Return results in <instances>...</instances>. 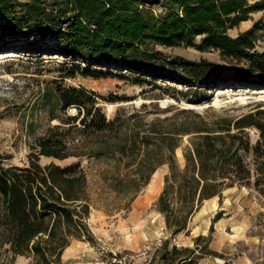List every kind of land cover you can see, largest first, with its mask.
Instances as JSON below:
<instances>
[{
  "label": "trees",
  "instance_id": "trees-1",
  "mask_svg": "<svg viewBox=\"0 0 264 264\" xmlns=\"http://www.w3.org/2000/svg\"><path fill=\"white\" fill-rule=\"evenodd\" d=\"M158 2L166 11L153 10L150 4ZM259 9L264 10V0H0V30L2 39L32 31L55 37L70 59L128 69L137 74V84L148 82L144 77L208 83L207 69L214 66L205 60L170 58L149 48L150 42L217 49L238 64L245 61L229 79L249 83L257 71L264 87V51L255 50L264 19L236 37L228 33ZM197 36L202 37L199 44ZM76 69L93 75L92 70ZM75 71L72 68L68 75ZM60 99L63 109L78 105V113L63 118L38 139L28 164L0 165V254H7L1 264H11L18 255L32 257L33 264H63L71 240L90 236L87 219L94 198L82 158L107 161L103 176L114 180L109 185L135 193L168 163L170 172L157 208L174 234L187 228L204 200L221 196L226 186H254L264 196L262 109L209 120L201 112L171 105L166 111L173 113L146 122L139 111L126 115L122 108L109 118L95 98L77 87L61 88ZM248 127L260 131L256 143ZM185 136L189 144L181 169L176 150ZM41 155L79 160L42 164ZM173 252L180 253L176 246ZM194 257L188 250L177 264H196Z\"/></svg>",
  "mask_w": 264,
  "mask_h": 264
},
{
  "label": "rangeland",
  "instance_id": "rangeland-1",
  "mask_svg": "<svg viewBox=\"0 0 264 264\" xmlns=\"http://www.w3.org/2000/svg\"><path fill=\"white\" fill-rule=\"evenodd\" d=\"M150 6L156 13L166 11L163 2ZM263 19L264 10H253L247 20L229 29L228 33L236 37ZM260 32L255 50L263 52L264 31ZM2 38L0 30V165L4 167L28 164L31 153L36 152L38 139L63 118L78 113V105L63 109L60 90L64 87L85 90L109 118L122 108L123 114L139 111L144 120L150 122L173 113L174 110L166 111L171 105L201 112L209 120L220 116L235 118L257 109L264 110V97L256 93L263 87L258 83L262 79L260 72L252 73L249 83L229 79L240 65L245 66V61L238 64L236 58H225L217 49L201 50L186 44L164 46L150 42L149 48L170 58L182 56L198 62L205 60L214 66L207 69L208 83L189 85L144 77L148 82L137 84L134 82L137 74L128 69L70 59L63 54L55 37L32 31L24 37L8 35ZM201 38L197 36L195 43L199 44ZM78 66L82 70H92L93 75H83L76 69ZM72 68L76 71L74 76H69ZM218 89L224 90L219 93ZM241 94L248 100L229 101L230 96L235 98ZM216 96L222 104H214ZM163 100H167L165 105ZM109 104H113L111 110ZM77 123L80 126V119ZM246 129L250 136V130H255L260 137L257 127ZM188 136L176 150L181 169L186 164L183 153L189 144ZM259 137L251 136L252 143ZM78 160L76 157L65 160L40 157L42 164L56 161L66 165ZM81 162L88 172L94 198L87 219L91 233L88 238L71 240L63 252V264H97L99 259L114 253L123 255L144 250L154 254L152 264H177L188 250L194 252L196 264H264V196L254 186L239 183L226 186L221 196L204 200L199 210L191 215L187 228L174 234L157 208L166 175L170 172L168 163L161 165L149 184L135 193L109 185L114 180L107 181L103 176V171L109 168L107 161L94 159L89 162L82 158ZM165 241L167 244L163 246ZM174 246L180 253L173 252ZM6 255L0 254V264ZM11 264H33V259L18 255Z\"/></svg>",
  "mask_w": 264,
  "mask_h": 264
},
{
  "label": "built area",
  "instance_id": "built-area-1",
  "mask_svg": "<svg viewBox=\"0 0 264 264\" xmlns=\"http://www.w3.org/2000/svg\"><path fill=\"white\" fill-rule=\"evenodd\" d=\"M250 133L255 139L259 137L255 130H250ZM174 241L177 242V238L174 237ZM153 260L154 254L149 250H144L135 253H126L123 255L114 253L106 259H99L97 264H152Z\"/></svg>",
  "mask_w": 264,
  "mask_h": 264
},
{
  "label": "bare ground",
  "instance_id": "bare-ground-1",
  "mask_svg": "<svg viewBox=\"0 0 264 264\" xmlns=\"http://www.w3.org/2000/svg\"><path fill=\"white\" fill-rule=\"evenodd\" d=\"M223 90H224V89H218L217 91H219V93H221V92H223ZM256 93H258V94H260V96H263V97H264V89H263V88L257 90ZM230 97H231L232 99L229 100V101L240 100V101H242V102H245L246 100H248V97H247L246 95H244V94H241L240 96L235 97V98H233L234 96H233V97L230 96ZM166 103H167V100H163V101H162V104H163V105H165ZM183 103L186 104V102H183ZM214 104H215V105H220V104H222V103H221V100L219 99V96H216V97L214 98ZM190 105H191V104L188 103V106H190ZM108 107H109V110H111L112 107H113V104H109Z\"/></svg>",
  "mask_w": 264,
  "mask_h": 264
},
{
  "label": "water",
  "instance_id": "water-1",
  "mask_svg": "<svg viewBox=\"0 0 264 264\" xmlns=\"http://www.w3.org/2000/svg\"><path fill=\"white\" fill-rule=\"evenodd\" d=\"M262 88H264V87H262Z\"/></svg>",
  "mask_w": 264,
  "mask_h": 264
}]
</instances>
